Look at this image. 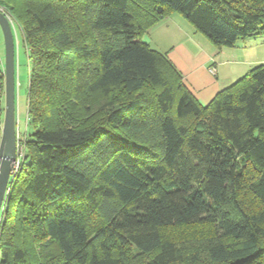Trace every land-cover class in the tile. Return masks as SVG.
<instances>
[{
  "label": "trees",
  "instance_id": "trees-1",
  "mask_svg": "<svg viewBox=\"0 0 264 264\" xmlns=\"http://www.w3.org/2000/svg\"><path fill=\"white\" fill-rule=\"evenodd\" d=\"M29 63L1 264H264V63L203 105L143 41L177 12L216 47L264 0H0ZM0 141L5 73L0 69Z\"/></svg>",
  "mask_w": 264,
  "mask_h": 264
},
{
  "label": "crops",
  "instance_id": "crops-1",
  "mask_svg": "<svg viewBox=\"0 0 264 264\" xmlns=\"http://www.w3.org/2000/svg\"><path fill=\"white\" fill-rule=\"evenodd\" d=\"M143 41L167 55L203 105L264 63V30L220 49L177 12L153 26L144 34ZM211 67L216 68V75L210 72Z\"/></svg>",
  "mask_w": 264,
  "mask_h": 264
},
{
  "label": "water",
  "instance_id": "water-1",
  "mask_svg": "<svg viewBox=\"0 0 264 264\" xmlns=\"http://www.w3.org/2000/svg\"><path fill=\"white\" fill-rule=\"evenodd\" d=\"M0 26L5 40V115L0 141V219L17 158L16 44L12 23L0 8Z\"/></svg>",
  "mask_w": 264,
  "mask_h": 264
},
{
  "label": "rangeland",
  "instance_id": "rangeland-1",
  "mask_svg": "<svg viewBox=\"0 0 264 264\" xmlns=\"http://www.w3.org/2000/svg\"><path fill=\"white\" fill-rule=\"evenodd\" d=\"M21 31L22 30L19 27V25L17 23H13V32H14L15 44H16L17 126L19 128L20 138L24 139L27 137V134L29 130H31V127L29 126L28 106H27L28 95H29V63H28L27 49L23 39V33ZM4 67H5V40H4L3 31L0 26V69H5ZM4 101H5V94H4ZM3 216H2V220H3ZM1 259L2 258L0 253V264H1Z\"/></svg>",
  "mask_w": 264,
  "mask_h": 264
},
{
  "label": "built area",
  "instance_id": "built-area-1",
  "mask_svg": "<svg viewBox=\"0 0 264 264\" xmlns=\"http://www.w3.org/2000/svg\"><path fill=\"white\" fill-rule=\"evenodd\" d=\"M9 19H10V21L12 23V26H13L14 21L10 17H9ZM210 72L213 75H216L217 70H216L215 67H211L210 68ZM4 73H5V69H4ZM1 92L2 91H1V87H0V93ZM17 133H18V138H17V158H16V161L14 163L13 171H12V174H11V183H10V185L8 187L7 197L9 195L10 191H11L12 185H13V183L15 181V178H16L17 174L19 173V171L21 169V164H22V162L24 160V156H25L24 142H23V139H21L20 136H19V128H18V126H17ZM6 201H7V198H6ZM6 201H5V205H6ZM5 205H4V208H3V211H2V215H1V219H0V224H1V221H2V216H3V213H4Z\"/></svg>",
  "mask_w": 264,
  "mask_h": 264
}]
</instances>
